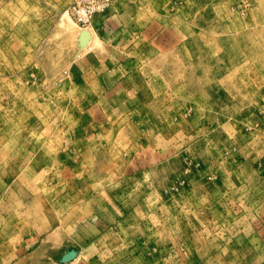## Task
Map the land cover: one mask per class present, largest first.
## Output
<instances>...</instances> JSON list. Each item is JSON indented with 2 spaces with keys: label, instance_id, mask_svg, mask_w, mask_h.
<instances>
[{
  "label": "rangeland",
  "instance_id": "1",
  "mask_svg": "<svg viewBox=\"0 0 264 264\" xmlns=\"http://www.w3.org/2000/svg\"><path fill=\"white\" fill-rule=\"evenodd\" d=\"M0 0V264H264V0Z\"/></svg>",
  "mask_w": 264,
  "mask_h": 264
},
{
  "label": "built area",
  "instance_id": "2",
  "mask_svg": "<svg viewBox=\"0 0 264 264\" xmlns=\"http://www.w3.org/2000/svg\"><path fill=\"white\" fill-rule=\"evenodd\" d=\"M110 0H70L69 17L80 26H87L92 18L109 6Z\"/></svg>",
  "mask_w": 264,
  "mask_h": 264
}]
</instances>
